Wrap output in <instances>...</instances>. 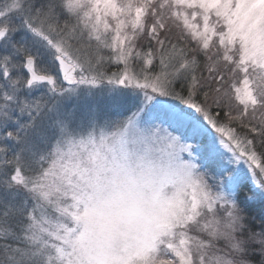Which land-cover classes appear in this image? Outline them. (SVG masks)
<instances>
[{
	"label": "snow or ice",
	"instance_id": "obj_1",
	"mask_svg": "<svg viewBox=\"0 0 264 264\" xmlns=\"http://www.w3.org/2000/svg\"><path fill=\"white\" fill-rule=\"evenodd\" d=\"M0 264H264V0H0Z\"/></svg>",
	"mask_w": 264,
	"mask_h": 264
}]
</instances>
